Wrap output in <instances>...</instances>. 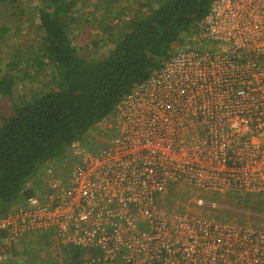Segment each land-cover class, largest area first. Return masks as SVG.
Wrapping results in <instances>:
<instances>
[{
  "label": "built area",
  "instance_id": "2783aa9c",
  "mask_svg": "<svg viewBox=\"0 0 264 264\" xmlns=\"http://www.w3.org/2000/svg\"><path fill=\"white\" fill-rule=\"evenodd\" d=\"M192 39L101 123L105 147L76 140L27 182L0 264L39 232L84 249L71 264H264V229L165 205L174 185L264 192V0H213Z\"/></svg>",
  "mask_w": 264,
  "mask_h": 264
},
{
  "label": "trees",
  "instance_id": "16d2710c",
  "mask_svg": "<svg viewBox=\"0 0 264 264\" xmlns=\"http://www.w3.org/2000/svg\"><path fill=\"white\" fill-rule=\"evenodd\" d=\"M18 1L0 3L19 9ZM39 1L42 7L37 29L44 42L40 57L48 58L49 76L55 85L31 89L24 102L12 104L10 112L0 117V218L32 194L27 182L45 165L66 159L74 141L86 144L90 130L112 119L117 104L136 85L173 54L191 47L198 22L213 0H133L142 1L143 7L125 23L123 32L114 29L116 32L107 35L104 41L110 43L109 48L93 58L79 53L70 33L71 12L77 0ZM15 83L12 73L1 76L0 95H11ZM100 130L112 133L103 127ZM90 149L97 152L101 148ZM179 189L178 185L169 189V203L165 204L169 209L182 208ZM220 195L264 212V202L260 201L264 192ZM53 243L49 232L25 234L13 245L8 264H58L59 254L42 253V247ZM60 248L63 264L77 262L84 254L81 247Z\"/></svg>",
  "mask_w": 264,
  "mask_h": 264
},
{
  "label": "rangeland",
  "instance_id": "374dc122",
  "mask_svg": "<svg viewBox=\"0 0 264 264\" xmlns=\"http://www.w3.org/2000/svg\"><path fill=\"white\" fill-rule=\"evenodd\" d=\"M18 4L20 8L15 9L11 8L10 4L0 3V77L6 73H12L16 78L13 93L0 95V117L10 112L12 104L24 102L31 89L55 85L49 76L51 69L47 66L48 58L40 57L44 42L43 35L37 26L42 3L39 0H19ZM142 4V1L135 3L133 0H77L71 12L70 33L79 53L89 58L101 55L109 48L110 43L104 41L109 38L107 35L114 29L117 32H123L125 23L138 7H143ZM21 8L24 12L20 10ZM102 37L104 38L100 39ZM191 44V47L195 48L193 39ZM205 44L206 42L201 39L197 46L204 48ZM100 128L102 129L101 126ZM100 128L99 126L93 128L88 133L85 145L89 148L94 150L103 148L109 143L110 134L113 136L114 133L108 132L110 133L108 134ZM66 159L52 163L62 166ZM179 188L181 193V205L179 206L182 207L179 209L181 210L255 228H264V212L258 211L257 208L230 202L224 195L189 187L180 186ZM169 195L170 193L166 195L165 203H169ZM199 199L202 200L201 203H198ZM260 201L264 202V196L260 195ZM177 202L180 203L178 199ZM211 202L216 203L213 209L210 208ZM168 205L174 206V203ZM42 249L44 255L59 254L58 264H63L59 251L61 248L59 249L55 243L48 245L47 248L42 247Z\"/></svg>",
  "mask_w": 264,
  "mask_h": 264
},
{
  "label": "crops",
  "instance_id": "0c3cea01",
  "mask_svg": "<svg viewBox=\"0 0 264 264\" xmlns=\"http://www.w3.org/2000/svg\"><path fill=\"white\" fill-rule=\"evenodd\" d=\"M11 258L9 257L3 264H8L9 262V260H10Z\"/></svg>",
  "mask_w": 264,
  "mask_h": 264
}]
</instances>
